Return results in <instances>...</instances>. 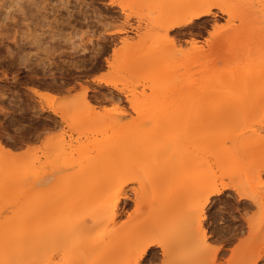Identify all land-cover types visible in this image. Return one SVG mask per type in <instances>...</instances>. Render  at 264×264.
Segmentation results:
<instances>
[{
    "label": "rangeland",
    "instance_id": "1",
    "mask_svg": "<svg viewBox=\"0 0 264 264\" xmlns=\"http://www.w3.org/2000/svg\"><path fill=\"white\" fill-rule=\"evenodd\" d=\"M240 1L205 0L211 15L168 31L166 38L169 0H0V181L13 170L30 174L19 175L20 186L0 188V264L20 242L14 231L50 225L60 231L57 244L46 239L48 249L34 253V264H264V231L250 235L264 225V138L262 147L244 144L251 131L264 136V107L209 133L219 139V151H209L205 176L221 193L210 195L200 210L198 196L208 191L197 183L200 170L177 159L194 151L184 139V123L157 119L156 111L137 114L130 103L264 97V46L253 42V23ZM225 7L231 17L221 11ZM191 38L202 55L191 51ZM251 76L262 83L257 92L217 87ZM84 89L88 109L79 104ZM170 141L172 159L156 158L159 145ZM100 150L109 157L98 159ZM254 169L262 170L260 178ZM249 186L259 204L247 211L235 188L250 192ZM111 200L118 216L98 227L122 237L111 234L95 248L78 245L79 238H95L89 229ZM183 237L190 240L181 243ZM150 240L162 247L140 257Z\"/></svg>",
    "mask_w": 264,
    "mask_h": 264
},
{
    "label": "bare ground",
    "instance_id": "2",
    "mask_svg": "<svg viewBox=\"0 0 264 264\" xmlns=\"http://www.w3.org/2000/svg\"><path fill=\"white\" fill-rule=\"evenodd\" d=\"M240 5L243 8V11H244L246 17H248V21L250 20L253 23V26H252L253 30L252 31L255 35L253 42L254 43H262L264 46V0H248V1L241 0ZM168 10H169V14L171 15V19H170L169 23H167V25L164 26V29H163L165 31L164 34H165L166 38H167V32L168 31L175 29V28L187 26L188 24L192 23L193 21H195L197 19H200V18L203 19V17L209 16L212 14L211 5L206 3L205 0H169ZM221 11L226 13V15L228 17H231V15H232L230 8L225 7L223 9H221ZM125 32H127V31H125ZM194 39L191 38L189 40V42H188L189 47H190L191 51L193 53H195L196 55L197 54L202 55L203 51H202V49L200 50V46H196V40H194ZM168 41L173 44L174 38L168 39L167 42ZM158 46L160 47V45H158ZM154 47H155V45H154ZM157 49H160V48H157ZM73 50H74V48H73ZM190 64H191V62H190ZM109 66H110V63L107 64V67H109ZM262 76L264 77V69H263ZM255 79H256V76H251L249 78L233 77V79L232 78L229 79V81L231 80V83L228 82V80L220 79V80H222L221 83H218V84L216 83V84L218 85L217 87H221L222 90H224L225 92H229V91L235 92L239 88H245L246 90H249L252 92H257L259 90L260 86L262 85V83H258L257 80H255ZM99 81H100V79H99ZM86 89L88 91V88H86ZM86 89L83 90L81 98H79L80 99L79 104L88 109L87 106H89L90 101L88 99ZM34 91H36V90H34ZM64 100H65L64 98L61 99L63 104H65ZM130 103H131V106L133 107L134 111L137 114H140V113L145 112V111L146 112L156 111L157 113L160 114V115H158L157 119L163 120V118L166 117L168 122L172 123V122H175L176 120H179V121L184 123V129H185L184 139L187 141V143L190 141L189 142L190 143L189 144L190 149H194V151L188 152L186 155H183L182 157L177 158V159H179V161H178L179 164H181V163L185 164L186 162H191V163H193L195 168L200 170V177L197 178V183L202 185L204 188H208V191L205 193V195L203 193L204 196L202 195V193L198 196V198L200 200V208H201L200 210H202L203 206L207 203L210 195H219L221 193V188L217 187V185L215 183V179L214 178L211 179L209 176H207V177L205 176V175H207L206 171H207V168L209 167V162L206 161L207 158L209 157V151H214V152L219 151L218 150L219 139L216 137L214 139H210L209 133L211 131H213L214 128L216 127V125L217 124L219 125L220 122H221L220 124L225 123V121H227V123H228V120L230 122L231 120H233V119L235 120L236 118H240L241 120L245 121L247 119V117L249 116L250 112H253L255 114V112H257L256 111L257 109L261 110V108L264 107V97H150V99H148L146 102H144L141 105H136L135 101H132ZM64 107H66V106L64 105ZM170 107H174V108L172 109V111H170V113L167 116V113H168L167 109ZM76 109H78V107ZM254 110H255V112H254ZM52 112L54 114L61 113L60 111H57L56 109H52ZM262 112H264V110L260 111V113L263 115ZM253 113H252V115H253ZM143 116H145V115L143 114ZM61 117L64 118L63 116H61ZM104 117H105V115H104ZM106 117H108V115H106ZM250 118H251V115H250ZM236 121H237V119H236ZM205 122H209V126H208L207 130L202 132V133L201 132L199 133L201 127H203ZM113 124L115 125L116 122ZM169 125H172V124H169ZM260 128L264 129V124H263V126H260ZM245 137H247V138H245L247 140H246V143H244V144H247V146H249L250 148L251 147L256 148V147H260V146L262 147L263 146L262 143H260V141H262V138H264V136H261L259 134V132L258 133H256V132L252 133V131H251ZM170 142L172 144L169 143V144L164 145V146L159 145V148H157V150H156L157 155L155 154L156 158H158L159 160H170V159H172L173 153H170L169 151L172 150V152H173L175 145L173 144V141H170ZM262 142H264V141H262ZM1 145L2 144L0 143V146ZM121 148H122L121 144L117 146V149L115 151L116 155L121 154ZM201 148H203V150H202V152H199L201 150ZM223 153H224L223 151H220L219 155H223ZM109 155H110V153L108 150H100L99 153L96 155V157H98V159L102 160L103 158L104 159L108 158ZM122 155H123V153H122ZM118 156H120V155H118ZM98 159H95V160H98ZM199 159H203L204 162L198 163L197 161H199ZM229 161H230V159H229ZM94 162H96V161H94ZM94 162H93V164H95ZM254 171H255V169H254ZM261 171H259V169H258L257 171H255V174H253V172H252V175L253 176L255 175L256 178L258 179L261 176ZM27 173H28L27 170L23 171V172H20L19 170H13V172L11 173V175L7 179L2 180V181H6L5 183L0 181V188H1V186H3V187L7 186V188L9 189L10 187L13 188V186L17 187V186L22 185V182H21L22 180L19 179V175L23 174V175L27 176ZM50 175H52V174H49V176ZM25 180H26V178H25ZM36 181H35V183L37 184L38 182H36ZM49 181H51V180H49ZM42 182L43 181H41V184H42ZM7 183H9V184H7ZM39 184H37V186ZM44 185L47 186L48 184L45 183ZM222 187H224V186H222ZM250 187H252V186H249L250 192H245L244 190H242L240 188H235L236 198H237L238 202L242 203L243 209L244 210L246 209L247 211H249L251 207H256L259 204V199L257 198L256 191L250 189ZM28 188H30V187H28ZM28 191H30V190H28ZM24 192L25 191H23V193ZM201 197H202V202H201ZM258 197H260V196H258ZM116 202L117 201L111 200L110 202L106 203L108 205H107V209L104 211V216H102L101 218L98 217V219H96L97 222H95L94 226H92L89 229L88 233H95L96 234L95 238H92V239H90L88 237L79 238L76 242L78 245L83 246V245L87 244L89 247L95 248L100 243H102L106 238H110L111 234H112V239H114V240L116 238L118 239V237H120L119 234L113 233L111 231L109 232L108 230H106L104 226L98 227L99 224L105 225L106 223H109V221H111V222L115 221V219L118 216ZM100 213H98V214H100ZM246 214H248V213H246ZM244 216L245 215H243V217ZM244 221H245L246 225L249 227V229H252L251 228L252 226L250 227V225H251L250 219L246 217V218H244ZM201 226L199 225V227H198L200 230V231H198V233L200 232L201 235L200 234L199 235L204 237V232H203L204 229L201 230L202 229ZM237 230L239 231L242 229L240 227V229H237ZM262 231H264V225L263 224L260 225L259 227L254 228L253 230H251V233L250 232L249 233L253 239L254 237H257V235H259ZM59 232L60 231L58 230V227L56 225H50V226H45V227L40 226L37 229V231H30V229H28L27 227L24 226V227H21L20 229H18L17 231H14V233L17 234V237L19 238L20 242L18 243V245L16 244L13 247V249L11 248V250L8 253V257H10V258L6 259L4 264H34L35 262L32 260L34 253L37 250H39L40 248L46 249L49 242H50L49 244L51 246L56 245L57 244L56 238H57V234ZM10 234H12V227H8L7 235H10ZM195 234L196 233L192 234L193 236L191 235V239H196ZM233 235H236V234L234 233ZM121 237H122V235H121ZM262 237H263V235H262ZM184 238L185 237H183L182 239H184ZM46 239H48L49 242L45 244V242H47ZM189 240H190L189 237L185 238L181 243H186ZM67 242H69L68 239H67ZM111 244H112V242H111ZM152 246H157L159 248L162 247L160 242H157V241L155 242L153 240L147 241L145 244L142 245V247L138 253L139 256L141 257L145 253V251L147 249L149 250V248ZM78 251H81V250H78ZM81 254H82V252H81ZM82 255H84V254H82ZM87 255H89V252ZM34 258H36V257H34ZM38 259H40V257L37 258V261H38ZM34 260L36 261V259H34ZM137 260L138 259L136 258L135 262H137ZM131 262H133V261H131ZM37 264H39V263H37ZM133 264H134V262H133Z\"/></svg>",
    "mask_w": 264,
    "mask_h": 264
}]
</instances>
